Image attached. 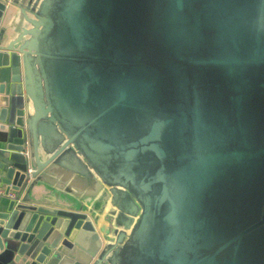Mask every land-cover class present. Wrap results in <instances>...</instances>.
<instances>
[{
    "label": "water",
    "instance_id": "95a60500",
    "mask_svg": "<svg viewBox=\"0 0 264 264\" xmlns=\"http://www.w3.org/2000/svg\"><path fill=\"white\" fill-rule=\"evenodd\" d=\"M0 173V264H264V0H0Z\"/></svg>",
    "mask_w": 264,
    "mask_h": 264
},
{
    "label": "crops",
    "instance_id": "0c3cea01",
    "mask_svg": "<svg viewBox=\"0 0 264 264\" xmlns=\"http://www.w3.org/2000/svg\"><path fill=\"white\" fill-rule=\"evenodd\" d=\"M54 181L55 185L51 187L52 192L46 196L48 201L57 204V202H59V197L62 196L75 200L76 202L84 203V207L89 206L87 205V202L84 198L94 195V190L96 187L90 179L79 178V176H75V174H73L66 177L65 179L63 178V175H60L58 178H55ZM94 206L97 209H103V207L106 208V210L100 215V218L95 219V224L98 227L102 237L104 238V236L107 234L111 238L114 237V231L120 224L113 219L114 215H112L113 213L110 211V203L99 201L96 202Z\"/></svg>",
    "mask_w": 264,
    "mask_h": 264
},
{
    "label": "built area",
    "instance_id": "2783aa9c",
    "mask_svg": "<svg viewBox=\"0 0 264 264\" xmlns=\"http://www.w3.org/2000/svg\"><path fill=\"white\" fill-rule=\"evenodd\" d=\"M5 190H6V184L0 178V195L5 194ZM9 195H14V193L9 192Z\"/></svg>",
    "mask_w": 264,
    "mask_h": 264
}]
</instances>
